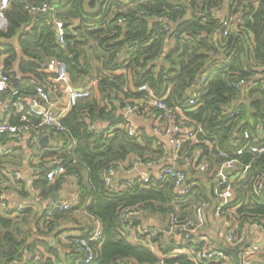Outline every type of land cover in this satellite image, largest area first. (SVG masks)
Wrapping results in <instances>:
<instances>
[{
  "label": "trees",
  "instance_id": "1",
  "mask_svg": "<svg viewBox=\"0 0 264 264\" xmlns=\"http://www.w3.org/2000/svg\"><path fill=\"white\" fill-rule=\"evenodd\" d=\"M44 5L49 11H34ZM4 15L7 27L0 30V39H15L16 45L0 51V68L8 78L0 100L10 98V87L18 78L15 93L20 99L33 97L37 84L44 88L45 60L64 63L68 84L87 90L89 97L78 99L62 118L64 132L48 131L63 146L39 154L41 161L60 162L64 173L50 182L46 166L44 171L38 169L31 184L41 200H48L71 178L74 203L66 212L48 217L44 211L31 221L29 210L14 215L0 210V264H84L75 243L61 244L59 236L56 246L50 241L56 223L80 211L90 223L76 230L78 237H89L94 220L101 228L100 240L89 243L94 255L88 264H217L199 263L194 254L186 253L190 244L184 242L182 229L159 231L151 241L153 248L147 242L133 243L120 217L124 208H130L143 214L145 222L167 220V228L170 215L178 220L191 218L198 205L213 204L216 188L211 182L232 159L237 161V177L231 183L232 200L220 216L234 210L232 217L239 227L264 228V186L260 196L254 191L256 179L264 175V154L235 153L247 145L243 132L250 134L251 142L257 136L264 142V0H9ZM229 17L239 21L227 28ZM54 19L63 23V45L57 41ZM241 80L247 86L238 89ZM151 96L162 99L168 109H180L186 125L192 122L201 127L196 141L182 144L175 162L182 167L197 152L198 161L209 164L204 181L187 180V195L176 196L171 182L151 179L144 184L139 177L130 178L129 185L121 182L123 188L117 191L105 185L111 168L124 165L127 170L135 162L146 165L166 159L168 152L156 137L137 129L129 135L120 113L128 106L137 107L136 111L145 107L161 116V111L147 106ZM194 96L195 105L188 106ZM112 116L115 121H107ZM179 119L175 115V121ZM18 121L17 116L11 123ZM30 124H35L33 118ZM98 124L102 128H92ZM8 141L0 137L1 145ZM12 162L0 156V184L11 179L22 185L21 180L1 174ZM183 171L186 178L196 173L190 164ZM134 225L140 224L135 220ZM35 251L38 260L28 261Z\"/></svg>",
  "mask_w": 264,
  "mask_h": 264
},
{
  "label": "built area",
  "instance_id": "2",
  "mask_svg": "<svg viewBox=\"0 0 264 264\" xmlns=\"http://www.w3.org/2000/svg\"><path fill=\"white\" fill-rule=\"evenodd\" d=\"M9 5V0H0V30H5L7 27L6 18L4 15V11ZM35 12L45 13L49 11V7L46 5L41 8H37L34 10ZM239 20L236 17L228 18V21L225 22V26L231 27L234 26ZM54 30L56 33L57 41L60 45L64 44L63 36L64 29L63 23L60 20H53ZM225 34V33H224ZM55 84L63 85V90L67 94L68 102L65 108V111L56 113L54 111V103H52L50 93L45 90L40 85L35 87V94L32 98L27 99L24 104H20L19 100L14 101L12 104L16 106V103H19L17 107H20V110L26 108V110L20 111V117L17 124H12L8 122L0 123V137L5 136L9 139V141L20 142L27 135L32 134L33 139H38L42 130L51 131L54 133H60L65 131V127L62 124V118L66 115L67 112L71 110V108L75 105L78 99H85L89 97V93L87 90H76L71 87L67 82V72L64 63L58 62L55 70ZM8 84V78L6 75L2 74L0 69V94L6 91ZM247 86L244 81H239L236 84V88L240 89ZM264 90V84L262 86ZM3 101L0 100V104ZM8 105V104H7ZM12 105V106H13ZM195 105V96L192 97L188 106ZM148 107L154 108L156 111H161L163 114L161 116L158 115L157 124L151 129V136L153 137H162L167 138L170 146H171V155L167 157V161L169 164L165 165L162 170L155 175L156 181H167L171 182L173 185V191L176 196H184L189 192V187L187 185V178L183 170L176 167L175 162L178 159V152L182 144L185 141H196V136L201 133V127L199 124H195L189 122V125H186V119L182 117V112L180 109H168L164 105L162 99H158L154 96H151L148 100ZM137 107H126L123 109V116L126 119V129L129 135H135L136 129L132 124V117L136 111ZM153 115V113H152ZM175 115L180 117L179 121H175ZM33 118L35 120V124H30V119ZM160 120V121H159ZM93 126L92 128H95ZM179 132L183 133V135L179 134ZM242 140H245L247 145H243L240 147L235 153L237 156L243 155L245 150H247L250 154L254 156H261L264 154V142H262V136H257L256 138L252 137L248 132L242 133ZM4 153V146L0 144V156ZM199 153H194L193 159L196 162V170L198 173H205L209 164L204 159L198 161ZM187 161V159H186ZM54 165L51 166L47 173L46 178L48 181L52 182L56 177L60 176L64 173L63 167L60 165V162L54 161ZM134 166L137 164H142L135 162ZM132 164V166H133ZM122 165H119V167ZM150 166V164H149ZM234 166H237V161L235 159L228 160L225 162L220 170L217 172L216 176L220 178L219 183L215 187V197L218 199V205L215 208L214 215L219 217L221 215V210L224 206H226L232 200V190H231V181L229 177L227 178V170H231ZM132 168V167H131ZM130 168V169H131ZM247 168V167H246ZM133 171V169H132ZM131 173V171H128ZM115 170L112 168L108 170L105 175V185L111 191H117L118 189L123 188L121 184H116L114 180ZM18 179V177H16ZM130 178L126 179V184L129 185L131 181ZM140 181L144 184H148L151 179L149 176H141ZM12 180L6 181L0 184V209L6 208V196L2 189L10 184ZM255 194L260 196L263 191L264 186V175L260 176L256 179L255 182ZM70 204L68 203H51L49 207L46 209V215L51 217L54 212H66L70 210ZM204 209L205 205L200 204L194 210V213L191 218H184L182 220H178L174 215H170V230L172 229H182L185 231L183 236L184 242L189 245L188 254H196V260L199 263L203 262H214L217 264H233L232 257L230 254L225 253L217 248H200L197 245V242L191 237L188 233L197 229H200L205 222L204 218ZM21 210V208L16 209V211ZM141 213L138 211H134L130 208H124L121 212V223L124 226L125 231L128 233L129 241L133 243L139 242H147L151 248H153V244H151L152 239L158 235L160 231L158 228L149 225H138L135 226V220ZM95 227L93 232L89 235L88 238H80L78 235L74 236L71 239V243H75L78 246V249L84 255V264H88L94 255V251L91 248L90 244L97 243L101 238V228L98 220H94ZM256 225V224H252ZM258 226V225H256ZM260 227V226H259ZM243 238L235 239L231 234L227 236L228 243L241 242ZM195 251H197L195 253ZM264 246H260L257 244H252L244 248L240 255L238 256L239 264H251L258 255L263 254ZM33 260V257H28L27 259ZM264 263V256H263ZM31 264V263H29ZM160 264H163L160 262Z\"/></svg>",
  "mask_w": 264,
  "mask_h": 264
},
{
  "label": "crops",
  "instance_id": "3",
  "mask_svg": "<svg viewBox=\"0 0 264 264\" xmlns=\"http://www.w3.org/2000/svg\"><path fill=\"white\" fill-rule=\"evenodd\" d=\"M11 45H16V41L14 40H5L0 39V51H3V47ZM19 61L21 60V56H19ZM58 62L55 60H45L42 63V69L41 71L44 72V74L47 75L44 88L47 92L50 93L52 103H54V111L56 113H60L65 111V108L67 106L68 97L67 94L63 90V85L61 84H55L54 78H55V70ZM1 67V65H0ZM1 69V68H0ZM21 78H18L14 81L13 85L10 87L11 93L10 98L3 100V103L0 104V123L2 122H8L11 123L13 120H15V117H20V111L26 110V108L20 110V107H17L19 103H16L14 106L12 103L16 100L20 101V104H24L27 99H30L32 97L25 96L22 99H20L15 93V86L20 81ZM38 85V84H37ZM91 86H94V83L91 84ZM246 90V89H245ZM8 104V105H7ZM137 104H140V101H137ZM13 105V106H12ZM141 107V106H140ZM145 107H141L140 110H137L133 117H132V124L135 129L140 131H145L151 135V129L153 126L157 124V118L158 116L153 113L151 110L145 111ZM20 110V111H19ZM68 113V112H67ZM66 113V114H67ZM123 114V112H120ZM115 121V120H114ZM113 121V122H114ZM160 121V120H159ZM121 127V125H120ZM96 128H102L101 124H98ZM103 128H109V127H103ZM179 134L183 135V133L179 132ZM51 137L50 132L43 131L38 139H33V135H27L24 137V139L20 142H14V141H8L4 145V156L9 157V159H13V162L11 164H8L6 166V169L1 172L2 175H4L7 179H16L18 177L19 180H21V184H15L12 182L11 186H9L6 190H4V194L6 196V208H2L4 213L9 212L10 214L14 215L15 213H18L21 210H29L31 211L30 214V221L31 218H33V215H42L41 213H44L46 209L49 207L51 203H68L70 202L74 203V199L76 198V192H75V186L74 182L71 178H68L65 182V184L61 187L58 193L53 194L50 196L48 200H41L38 193L31 189V184L34 182V179L37 175L38 169L41 168V170H45L46 166L51 167L54 164L55 160H47V161H41L40 155L43 154V151H49L54 149H60L63 146V142L60 139H57L54 134ZM46 136L48 138L47 146L44 149H39L38 151L34 150V147L37 145L38 141ZM161 145L166 148L169 157L171 155V146L167 140V138L162 137H156ZM2 154V155H3ZM167 157L164 161L160 162H153L152 164H137L132 166L131 169H127L126 167L120 166L117 170H115L114 173V180L116 184H121V182L125 181L128 178H135V177H141V176H149L150 179L155 181V175L158 174L162 168L169 164L167 161ZM59 163V162H58ZM187 164L194 166V169L196 170V162L193 159V156L189 161L186 162V164H182L183 166H179V169L182 170L187 167ZM178 166V165H177ZM133 169V171H132ZM237 166H234L231 170H227V178L229 177V180L231 183L233 180L237 177ZM128 171H131L129 173ZM189 172V171H188ZM193 176L192 174H188L187 180H191L194 178H200L203 181L206 179V176L204 173H198L196 170V173ZM205 178V179H204ZM220 178L215 175V178H213L211 184L214 185V188L219 183ZM204 186H207L204 184ZM232 190V189H231ZM56 197V198H55ZM218 205V199H214L212 205L205 206L204 209V218L205 222L204 225L197 230L192 231V236L194 240L197 242V245H200V248H210L214 249L218 247H221L223 249H226L231 252H236L239 256L241 251L251 246L252 244H257L260 246H264V228L252 225V224H245L241 227H239L238 223L235 221V219L232 217V214L234 213V210H228L225 212L227 216L216 217L214 215L215 208ZM21 208V210L16 211V209ZM143 214L138 216L136 218V221L141 226L143 225H149L153 226L155 228H158L160 231L163 229H166L168 233H171L172 230L170 228L165 227V224H167V220L164 224H162V219L158 218H150L148 221L142 220ZM169 221V219H168ZM86 223H90V219L87 217L85 212L80 211L73 213L72 217L66 221H58L57 228L54 231V233L51 235L54 239L52 241V244H55L58 242V236L61 244L71 245L70 238H73L74 236L78 235V231L80 230L83 225ZM32 226V223H31ZM32 233L34 232L33 226L31 227ZM77 234H76V233ZM62 233V234H61ZM61 234V235H60ZM175 239L177 242L180 240L179 231H176L175 233ZM234 235L235 239L243 238L241 242H235V243H228L227 236L228 235ZM49 240V239H48ZM61 251H66V249H62L58 247ZM190 249V248H189ZM37 250L42 251V248H37ZM178 251V250H176ZM184 251L186 253H189L188 248ZM191 255V254H190ZM196 257V254H194ZM263 254L258 255L256 259L251 262V264H264L263 263ZM29 257H33L34 263L38 260V251H35L34 255H29Z\"/></svg>",
  "mask_w": 264,
  "mask_h": 264
},
{
  "label": "water",
  "instance_id": "4",
  "mask_svg": "<svg viewBox=\"0 0 264 264\" xmlns=\"http://www.w3.org/2000/svg\"><path fill=\"white\" fill-rule=\"evenodd\" d=\"M16 82H17V80H16ZM114 120H115V116L109 117L107 119V121H109V122H113ZM47 142H48V138L46 136L42 137L38 141L37 145L34 147V150L35 151H38L39 149H44L47 146ZM218 248H219V250H221V251H223L225 253L230 254V256L232 257L233 264H239L238 255H237L236 252H231V251H228V250L223 249L221 247H218Z\"/></svg>",
  "mask_w": 264,
  "mask_h": 264
},
{
  "label": "rangeland",
  "instance_id": "5",
  "mask_svg": "<svg viewBox=\"0 0 264 264\" xmlns=\"http://www.w3.org/2000/svg\"><path fill=\"white\" fill-rule=\"evenodd\" d=\"M14 69H16V65L14 66Z\"/></svg>",
  "mask_w": 264,
  "mask_h": 264
}]
</instances>
